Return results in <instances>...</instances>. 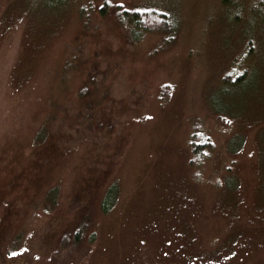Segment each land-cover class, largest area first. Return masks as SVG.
Masks as SVG:
<instances>
[{
  "label": "rangeland",
  "instance_id": "rangeland-1",
  "mask_svg": "<svg viewBox=\"0 0 264 264\" xmlns=\"http://www.w3.org/2000/svg\"><path fill=\"white\" fill-rule=\"evenodd\" d=\"M260 2L0 0V264H264Z\"/></svg>",
  "mask_w": 264,
  "mask_h": 264
},
{
  "label": "trees",
  "instance_id": "trees-1",
  "mask_svg": "<svg viewBox=\"0 0 264 264\" xmlns=\"http://www.w3.org/2000/svg\"><path fill=\"white\" fill-rule=\"evenodd\" d=\"M226 1H231V0H226ZM261 4L264 6V0H260ZM118 6V5H117ZM121 7V6H120ZM119 13H124L125 16H127L134 24V26L140 30L143 31H151V32H162L164 30L170 29L171 28V20L168 16L167 13L157 10L155 8H150V7H140V8H135L133 10H126L120 8ZM100 15H103V13H99ZM169 90L168 85H164L161 88V99L166 100L167 99V91ZM191 138L189 141V146L191 149L192 153V159L191 162H197L198 160L202 159L203 157V148H212V142L208 137H202L199 136L200 133H192ZM84 230V225L79 226L76 229L77 234L79 237L76 238L75 241L71 245H69V253L72 254L74 251V247L79 248L80 244V233ZM66 235H64L62 242L67 248L68 244H65ZM79 245V246H78Z\"/></svg>",
  "mask_w": 264,
  "mask_h": 264
}]
</instances>
